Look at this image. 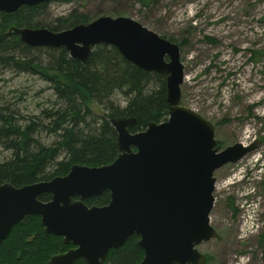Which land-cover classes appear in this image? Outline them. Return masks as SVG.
Listing matches in <instances>:
<instances>
[{
  "label": "water",
  "instance_id": "1",
  "mask_svg": "<svg viewBox=\"0 0 264 264\" xmlns=\"http://www.w3.org/2000/svg\"><path fill=\"white\" fill-rule=\"evenodd\" d=\"M51 1L0 0V12ZM9 33L30 47H63L81 63L88 60L90 47H114L140 70L166 75L169 111L165 121L150 122L135 134L129 132L135 119H110L118 156L108 165H73L65 176L19 188L0 185V245L26 217L39 216L45 235L77 247L46 264H73L76 259L101 264L109 250L119 249L133 235L143 252L140 264H205L197 247L217 237L209 218L214 173L237 163L259 143L222 148L213 123L179 105L184 69L178 46L124 17H99L58 33L30 28ZM105 192L107 205H85ZM42 194H49L50 201H39Z\"/></svg>",
  "mask_w": 264,
  "mask_h": 264
},
{
  "label": "rangeland",
  "instance_id": "2",
  "mask_svg": "<svg viewBox=\"0 0 264 264\" xmlns=\"http://www.w3.org/2000/svg\"><path fill=\"white\" fill-rule=\"evenodd\" d=\"M123 3L129 7L118 6ZM73 10L91 21L129 17L171 38L185 74L180 105L213 123L223 148L259 143L237 163L215 171L210 224L217 238L198 250L208 264H264V56L254 61L257 52L264 53V0H157L146 10L130 0H70L49 3L41 19L50 22ZM52 98L48 84L35 76H0V103L17 118L38 116ZM92 110L102 113L96 105ZM8 158L0 152V162Z\"/></svg>",
  "mask_w": 264,
  "mask_h": 264
},
{
  "label": "trees",
  "instance_id": "3",
  "mask_svg": "<svg viewBox=\"0 0 264 264\" xmlns=\"http://www.w3.org/2000/svg\"><path fill=\"white\" fill-rule=\"evenodd\" d=\"M150 1L154 0L130 3L146 8ZM44 15L45 5L0 13V76L6 71L35 76L48 84L53 97L39 107L38 116L28 120L17 118L0 103V152L9 154L0 162V185L19 188L65 176L73 165H108L118 156L110 118L135 119V127L129 130L134 133L150 122L166 120L168 115L165 76L136 68L114 48L96 47L85 63H79L68 58L63 49L32 48L16 35L7 34L11 28L24 27L58 32L90 21L76 11L50 22L41 19ZM257 55L255 63L264 53ZM119 101L125 105L120 106ZM92 105L100 107L102 114L94 113ZM260 184L264 191V182ZM39 199L48 201L50 196ZM109 201V194L103 193L84 203L101 207ZM136 241L133 236L121 249L109 252L103 264H139L143 253ZM260 243L264 245V234ZM67 248L60 239L43 234L38 217L28 216L0 245V264H45L50 256Z\"/></svg>",
  "mask_w": 264,
  "mask_h": 264
},
{
  "label": "flooded vegetation",
  "instance_id": "4",
  "mask_svg": "<svg viewBox=\"0 0 264 264\" xmlns=\"http://www.w3.org/2000/svg\"><path fill=\"white\" fill-rule=\"evenodd\" d=\"M60 1H62V0H56V1H52V2H60ZM70 1V0H69ZM120 1V0H119ZM52 2H50V3H52ZM118 3V2H117ZM157 3V0H154L153 2H151L150 1V4H149V6L148 7H146V8H144V7H140V6H138V8H140V9H142V10H146V9H149V8H152V7H154L155 6V4ZM118 6L120 7V8H127V7H129V5L128 4H125V3H123V4H118ZM45 9H46V6H45ZM73 11H76V10H73ZM72 12V11H71ZM77 12V11H76ZM79 14H82V13H79ZM117 14V13H116ZM125 14H127V13H125ZM82 15H85V14H82ZM85 16H87V15H85ZM88 17V16H87ZM99 17H102V16H99ZM99 17H97V18H99ZM127 17V16H126ZM115 18V17H114ZM127 18H129V17H127ZM95 20V19H94ZM93 20V21H94ZM134 21V20H133ZM92 21L90 20L88 23H83L82 25H88V24H90ZM136 22V21H135ZM138 24H140L139 22H137ZM143 28H145V29H147L146 27H144L142 24H140ZM76 25H74V26H72V27H70V28H67V29H72L73 27H75ZM148 31H150V32H152V33H154L155 35H157L159 38H161V39H163V40H165V41H168V42H171V43H174L175 41H173V40H171V38H166L165 36H161V35H159V34H157L156 32H153V31H151V30H149V29H147ZM63 30H61V31H58V32H62ZM58 32H55V33H58ZM99 46H101V45H95V46H93V47H90V49H91V51H90V55H91V53L95 50V48L96 47H99ZM34 48H39V49H63L65 52H66V50L64 49V48H47V47H34ZM111 48H114V47H111ZM115 50H116V48H114ZM117 51V50H116ZM67 53V52H66ZM67 55H68V53H67ZM69 58V57H68ZM78 62V61H77ZM80 63V62H79ZM43 195H49V194H43ZM41 196V195H40ZM50 196V195H49ZM39 201H41L40 199H39V197L37 198ZM50 199H51V196H50ZM50 199L48 200V201H50ZM48 201H41V202H48ZM56 239H59V238H56ZM69 249H75V247H70ZM68 249V250H69ZM76 261H80V264H83V260L82 259H77V260H75L74 261V264H76L75 262Z\"/></svg>",
  "mask_w": 264,
  "mask_h": 264
}]
</instances>
